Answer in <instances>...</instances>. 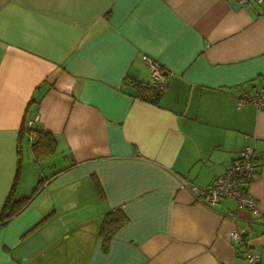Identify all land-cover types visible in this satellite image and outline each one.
<instances>
[{"label":"crops","instance_id":"0c3cea01","mask_svg":"<svg viewBox=\"0 0 264 264\" xmlns=\"http://www.w3.org/2000/svg\"><path fill=\"white\" fill-rule=\"evenodd\" d=\"M145 56L166 78L156 101L130 83L152 84ZM262 84L264 0H0V211L12 186L17 208L31 195L0 224V264H264V108L245 98ZM246 139L261 215L179 187L222 174Z\"/></svg>","mask_w":264,"mask_h":264},{"label":"built area","instance_id":"2783aa9c","mask_svg":"<svg viewBox=\"0 0 264 264\" xmlns=\"http://www.w3.org/2000/svg\"><path fill=\"white\" fill-rule=\"evenodd\" d=\"M241 6H252L254 3H260L262 0H236ZM148 69L152 77V86L156 90H161L166 84L165 75L161 71V65L157 60L145 56ZM251 100L258 108H264V84L259 92L251 97H245ZM243 100H239L241 105ZM35 119L27 121V127L31 130L29 138H35L33 130ZM262 162L260 156L256 153L254 144L246 139L237 158L232 160L226 170L215 177L204 186H198L194 183L181 180L179 187L189 189L197 202L212 205L219 202L221 198H232L242 207L251 209L254 214L261 215L257 200L247 191V185L253 178L258 165ZM246 231L243 228H232L228 232V237L233 245L244 243ZM243 264H260L259 256L251 251L244 252Z\"/></svg>","mask_w":264,"mask_h":264},{"label":"trees","instance_id":"16d2710c","mask_svg":"<svg viewBox=\"0 0 264 264\" xmlns=\"http://www.w3.org/2000/svg\"><path fill=\"white\" fill-rule=\"evenodd\" d=\"M162 71V70H161ZM131 85L137 88V94L144 99L150 100V101H156V99L159 96L160 90H156L151 84L143 83L138 80H134L130 82ZM27 124V123H26ZM35 126V124H34ZM27 127V125H26ZM28 133H30V129L26 128ZM33 130L35 132V138L31 140L33 146L39 143L41 140H43V137L46 135H43L44 132H41L40 130H37L35 127H33ZM48 133V132H47ZM50 139L53 140V137L49 134ZM45 141V140H43ZM18 172L16 175V178L14 180V184L17 181ZM94 185L96 188V191L98 194H101V188L96 180H94ZM13 186L10 189V192L8 196L6 197V200L1 208L0 211V224H4L6 220H8L12 215H14L22 206L25 204L30 198L31 195L28 197H23L19 199L20 206L17 208L16 205L13 204ZM35 192V189L33 190ZM118 210L109 211L104 216L101 226H100V235L102 237V243L104 249L108 247V243L112 238L113 233L116 231V229L123 223L125 216L123 214H120V212H117Z\"/></svg>","mask_w":264,"mask_h":264},{"label":"rangeland","instance_id":"374dc122","mask_svg":"<svg viewBox=\"0 0 264 264\" xmlns=\"http://www.w3.org/2000/svg\"><path fill=\"white\" fill-rule=\"evenodd\" d=\"M24 159L26 160V158H27V152H26V150H24ZM49 160H52V159H49ZM41 164H40V166H39V168H42V169H46V162H48V159L46 160L45 158H43L42 160H41Z\"/></svg>","mask_w":264,"mask_h":264}]
</instances>
